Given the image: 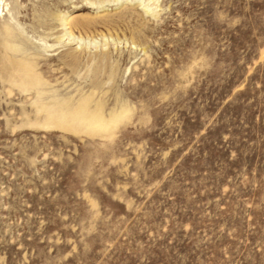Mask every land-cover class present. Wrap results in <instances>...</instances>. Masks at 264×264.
<instances>
[{
  "label": "rangeland",
  "instance_id": "374dc122",
  "mask_svg": "<svg viewBox=\"0 0 264 264\" xmlns=\"http://www.w3.org/2000/svg\"><path fill=\"white\" fill-rule=\"evenodd\" d=\"M0 264H264V0H0Z\"/></svg>",
  "mask_w": 264,
  "mask_h": 264
},
{
  "label": "bare ground",
  "instance_id": "6f19581e",
  "mask_svg": "<svg viewBox=\"0 0 264 264\" xmlns=\"http://www.w3.org/2000/svg\"><path fill=\"white\" fill-rule=\"evenodd\" d=\"M152 1V0H151ZM147 10H150V9H147ZM69 36H70V34H69ZM81 40V39H80ZM81 41H83V40H81ZM27 78V77H26ZM32 79V78H31ZM28 89V88H27ZM64 115V114H63ZM75 115H77L78 117H80L84 122H87V123H91L92 125H94V126H96L95 128H94V131H95V129L97 130L98 129V127H100V128H102V124L103 123H105V122H102V120L101 119H99V118H97L96 116H91V117H87V116H85V111L81 108ZM50 117V116H49ZM63 117V116H62ZM72 118V117H71ZM48 119V118H47ZM72 119H75V117H73ZM103 119V118H102ZM49 120V119H48ZM65 120H67V119H65ZM52 121V120H51ZM64 121V120H63ZM109 121V120H108ZM54 123H56V122H54ZM60 124H63L62 122L60 123ZM106 125V124H105ZM61 126V125H60ZM103 126H104V124H103ZM65 127V126H64ZM86 128V127H85ZM93 128H92V130H93ZM90 130V129H89ZM104 130V129H103Z\"/></svg>",
  "mask_w": 264,
  "mask_h": 264
}]
</instances>
